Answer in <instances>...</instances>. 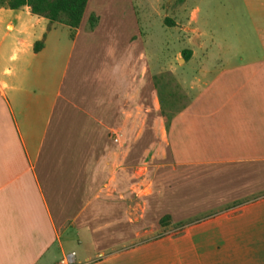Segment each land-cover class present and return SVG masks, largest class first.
I'll list each match as a JSON object with an SVG mask.
<instances>
[{
	"label": "crops",
	"instance_id": "obj_1",
	"mask_svg": "<svg viewBox=\"0 0 264 264\" xmlns=\"http://www.w3.org/2000/svg\"><path fill=\"white\" fill-rule=\"evenodd\" d=\"M107 4L49 29L0 7V264H264V0L242 54L185 60L168 124L134 6Z\"/></svg>",
	"mask_w": 264,
	"mask_h": 264
},
{
	"label": "rangeland",
	"instance_id": "obj_2",
	"mask_svg": "<svg viewBox=\"0 0 264 264\" xmlns=\"http://www.w3.org/2000/svg\"><path fill=\"white\" fill-rule=\"evenodd\" d=\"M101 1V0H100ZM136 10L139 26L155 70L157 91L169 113L194 93L197 67L182 57L184 50L209 54L215 60L231 52L242 54V0H104ZM107 4V5H108ZM103 5L101 4V8ZM100 8V9H101ZM198 8L196 18L195 9ZM171 20L172 23H168ZM199 33L206 50L198 46ZM229 45H231L229 47ZM232 54V53H230ZM234 54V53H233ZM185 63V64H184ZM211 67V70L214 68Z\"/></svg>",
	"mask_w": 264,
	"mask_h": 264
},
{
	"label": "trees",
	"instance_id": "obj_3",
	"mask_svg": "<svg viewBox=\"0 0 264 264\" xmlns=\"http://www.w3.org/2000/svg\"><path fill=\"white\" fill-rule=\"evenodd\" d=\"M88 0H0V7L9 9H19L23 6H28L33 14L43 16L48 19L47 29L51 27L53 23H61L70 28H76L79 26L85 6ZM168 23H172L171 20H167ZM89 27H95L97 23V17L90 15ZM42 45L41 41H38L34 45V50H38ZM191 55L190 50H184L182 57L187 60ZM161 101V108L163 115L168 121L171 119L175 110L171 113L166 111V106ZM171 223L169 215H164L160 218L159 224L161 227L166 228Z\"/></svg>",
	"mask_w": 264,
	"mask_h": 264
},
{
	"label": "built area",
	"instance_id": "obj_4",
	"mask_svg": "<svg viewBox=\"0 0 264 264\" xmlns=\"http://www.w3.org/2000/svg\"><path fill=\"white\" fill-rule=\"evenodd\" d=\"M74 256H75L74 252L69 253L63 258V260L59 264H74L75 263Z\"/></svg>",
	"mask_w": 264,
	"mask_h": 264
}]
</instances>
